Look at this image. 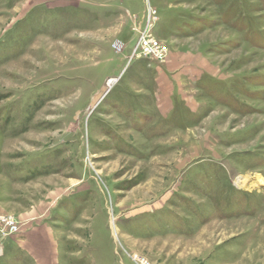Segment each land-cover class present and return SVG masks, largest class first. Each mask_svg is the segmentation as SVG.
<instances>
[{
  "label": "rangeland",
  "instance_id": "374dc122",
  "mask_svg": "<svg viewBox=\"0 0 264 264\" xmlns=\"http://www.w3.org/2000/svg\"><path fill=\"white\" fill-rule=\"evenodd\" d=\"M0 216V264H264V0H0Z\"/></svg>",
  "mask_w": 264,
  "mask_h": 264
},
{
  "label": "built area",
  "instance_id": "2783aa9c",
  "mask_svg": "<svg viewBox=\"0 0 264 264\" xmlns=\"http://www.w3.org/2000/svg\"><path fill=\"white\" fill-rule=\"evenodd\" d=\"M156 12L152 8L147 9L146 25L144 30L139 32L137 42L133 48V56L138 59H150L163 61L167 55L166 47L159 42L152 34L151 28L156 21ZM18 227L16 222L9 216H0V241L5 237L16 234ZM134 264H150L146 259L134 254L131 257Z\"/></svg>",
  "mask_w": 264,
  "mask_h": 264
},
{
  "label": "bare ground",
  "instance_id": "6f19581e",
  "mask_svg": "<svg viewBox=\"0 0 264 264\" xmlns=\"http://www.w3.org/2000/svg\"><path fill=\"white\" fill-rule=\"evenodd\" d=\"M117 82V80L116 79H109L108 80V82L107 83H105L106 84V86H105V88L103 89V92H102V95L104 94V93H106V91H108L111 87H112V85L114 84V83H116ZM233 175V174H232ZM235 176V175H234ZM246 183H247V178H244V179H237V181H236V186H239L240 188H244L245 186H246Z\"/></svg>",
  "mask_w": 264,
  "mask_h": 264
}]
</instances>
